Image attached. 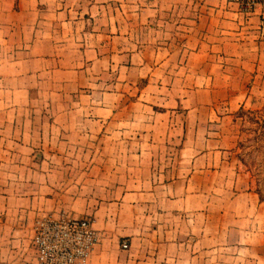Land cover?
Here are the masks:
<instances>
[{
	"label": "crops",
	"instance_id": "obj_1",
	"mask_svg": "<svg viewBox=\"0 0 264 264\" xmlns=\"http://www.w3.org/2000/svg\"><path fill=\"white\" fill-rule=\"evenodd\" d=\"M257 5V15H244L247 23L254 17H258L257 20L263 19L264 0H260ZM235 7L236 5L228 0H0V96L6 98L2 102L27 103L30 88L39 89L43 83L54 89H68L67 93L92 86L93 88L88 89L93 97L91 101L96 103L97 98V102L101 104L95 107L93 118L90 117L96 120L108 114V106L112 112L117 95L113 88L116 89L121 81L133 83L150 73L149 80L154 79L155 83L148 80L142 88H162L165 85L171 88L173 96L169 97V100L175 102L170 103L171 106L178 103H196L194 95L188 94L183 98L181 91L178 92L182 90L183 84L191 89H206L211 84L214 87L220 86L221 89L229 88L225 103L231 106L248 103L255 99L253 94H264V35H228L229 27H236L233 24L235 20L231 18L232 14L235 18L239 13L235 11ZM150 20L158 24L154 34H135L134 23L148 24ZM171 22L178 28L189 30V33L185 31L187 35H178L179 31L175 30L173 35L170 32L164 33V28L159 26H166V23ZM198 28L202 30L199 32ZM183 36L187 37L186 40ZM3 56H10V59L6 61ZM215 56L222 60L226 58L227 64L217 63L220 66L216 67L210 60ZM157 72L173 74L168 75V79L162 74L152 79V75ZM183 72L186 73L185 79ZM103 73L113 74L111 82L106 86L102 83ZM98 88L103 89L97 90ZM34 97L35 102L48 103L52 107L54 104H67L69 100V97L60 98V102L52 97L49 99V95H44L42 89ZM202 102L216 103L217 98L211 97L209 100L200 101ZM132 103L136 104V108L143 104L139 99L128 104ZM57 111L51 114V117L54 114V118H41L43 122L47 120V124L43 126L47 128V134L54 129L60 132L64 129L67 110L59 107ZM174 111L164 119L166 135H180L181 140L184 139L183 143L147 145L145 152L151 155L142 158L141 168L156 167L157 171L151 170L155 178L163 176V179H159L160 182L156 186L151 179L139 180L142 188L148 191L139 188L127 194L146 198L147 202L157 199V203L148 202L145 206L149 216L157 213L164 232L168 233L178 227V231H182L185 226L188 231L196 233L197 236L189 242L176 240L156 243L159 245L160 259L167 260L170 251H174L173 254L177 258L188 257L190 264H213L215 242L209 218H213L215 192L221 190L220 193L225 196H222L223 198H227L226 194L229 195L233 205L228 208L226 204H221L224 211L221 215L232 219L231 222L240 236L245 235L247 230L245 227L239 228L237 221L244 219L246 222L252 215H247L242 210L252 211L249 206L253 196L250 187L245 185L247 181L244 173L239 172L233 160V150H228L231 145L226 143V140L223 141V138L213 136L214 130L219 128L214 121L228 114L217 112L218 114L214 115L210 110L207 115L200 116L190 108L186 114ZM128 112H131L130 109ZM161 115L158 120L164 118ZM86 118L84 115L81 117ZM18 119V113H3L0 118V160L5 157L2 153L7 151L5 147L8 144L11 146L9 151L21 150V142L17 145L15 140H11L17 131H22V124L15 122ZM6 120L14 122L9 124ZM201 120L206 121L208 128L197 126V121ZM183 134L189 138L182 139ZM155 153L159 155L160 160L156 158ZM221 156H226V159L222 160ZM166 160L171 162L169 168H166L163 162ZM229 184L238 191L234 194L227 192L228 189L224 187ZM97 188L100 193L107 190L115 194L116 191L111 187ZM13 189L16 191V187ZM16 196L14 194L13 198L16 199ZM216 197L218 201L220 197ZM113 203H109L106 209L102 206L99 208L104 212L101 217L106 219L105 226H108L114 213ZM152 209L154 211L151 214ZM257 210L253 213L254 220H248L247 223L252 232L258 231L263 222L262 214ZM243 224L246 226V223ZM98 226L101 227L102 223H98ZM19 227L20 224L1 220L0 242L7 234L20 231ZM246 242H253V247L258 244V241H247L243 238L237 247L243 248ZM250 246L249 244L247 247L253 248ZM109 247L114 248V245L98 242L92 251L89 264H96L104 250ZM217 247L220 250L224 248L221 245ZM6 250L7 247L0 244V264H21L19 251L18 255L16 249L10 253ZM35 257L36 249L31 239L30 264H34ZM258 257L259 255L247 259L238 255L239 264H245L247 260L260 264Z\"/></svg>",
	"mask_w": 264,
	"mask_h": 264
},
{
	"label": "rangeland",
	"instance_id": "obj_2",
	"mask_svg": "<svg viewBox=\"0 0 264 264\" xmlns=\"http://www.w3.org/2000/svg\"><path fill=\"white\" fill-rule=\"evenodd\" d=\"M228 1L235 4V11L239 12L235 18L232 14L231 18L235 20L233 24L236 27H229L228 35H264V17L262 20H257L258 17L254 19V17L249 23L244 18V15H257L255 13L259 10L257 3L255 4L256 8L253 6L246 9L241 6L238 0ZM240 1L242 4L245 3V0ZM197 12L200 13V10ZM248 24L249 26H247ZM133 26L135 34L145 35L148 32L154 34L158 24L156 21L152 23L150 20L148 24L134 23ZM159 27L164 28V33L170 32L172 35L174 30L175 32L179 31L178 35L189 33V30L178 28L172 22ZM198 29L199 32L202 30ZM186 38L184 37V40ZM0 52L2 53V51ZM2 58L8 61L10 56ZM210 60L216 67L220 66L218 64H227L226 58L222 60L215 56ZM149 74L133 83L126 80L121 81L116 89L113 88L117 95L112 112L108 106L106 110L108 114L102 118L100 116L96 120L92 119L95 107L101 106V104L97 102V98H95L96 103L91 101L93 97L90 96L88 89L93 88L92 86H85V90L77 89L67 93L68 89H54L50 88L49 84L43 83L39 89L30 88L28 91L29 102L22 104H6L2 102L6 98L0 96V118L3 113L11 115L18 113L20 119L15 122L18 125L22 124V131L20 133L17 131L16 136L11 138L16 141L17 145L21 142V150L9 151L11 146L8 144L5 147L7 151L2 153V156L5 154V157L0 160V221L20 224V231L7 234L0 244L6 246V251L9 253L13 249H16L17 253L19 251L21 264H30L33 221L49 211H64L75 215L89 216L92 219L97 230V238L86 264L90 263L92 251L98 242H104L109 246L114 245V248H106L96 264H190L188 257L177 258L173 254L174 251H170L167 260L160 259V249L156 243L176 240L189 242L197 236L196 233L188 231L185 226L182 231H178L180 230L178 227L168 233L164 232L157 213L154 215V209H152L153 216H149L148 208L145 206V203L148 202L157 203V199L147 202L146 198L127 194L129 191L142 188L143 185L138 183L139 180L151 179L153 185L156 186L163 179V176L155 178L151 170L156 169L157 171L156 167L141 168L143 167L142 158L151 155V153L145 152V147L167 143L182 144L183 138L186 136L183 134V140H181L180 135L175 137L166 135L164 119L174 110L175 113L186 114L189 108L200 116L207 115L210 110L214 115L217 112L222 115L228 114V116L214 121L220 130L216 128L213 136L223 138V141L226 140V143L231 145L228 150H233V160L236 162L239 172L245 175L247 181L245 185L250 187L249 190H251L253 198L249 207L252 211L242 210V212L247 215L252 214L248 220L253 221L255 218L253 213L259 209L257 212L262 214L261 219L263 220L259 230L254 232L250 226H247L248 220L246 222L244 219L237 221L240 224L239 228L245 227L247 230L245 235H242L243 237L240 236L231 222L232 219L229 217V220L228 216L221 215L224 212L221 204H226L228 208L233 205L232 202L230 203L229 195L226 194L227 198H223L224 193H220L221 190L215 192L213 218H209L213 232L212 238L215 242L213 264H239L238 255L247 259L250 257L253 259L259 255L260 264H264V94L255 93L253 94L254 100L238 106L234 104L231 106L225 103L229 88L221 89L222 87H214L211 84L206 89L203 87L191 89L184 87L183 84L182 90L178 89V92L181 91L183 98L188 94L194 95L196 103L191 105L178 103L171 106L170 103H175L172 99L169 100V97L173 96L171 88H167L166 85L162 88L151 86V88H142L148 82ZM159 74L168 79V75L173 73L157 72L152 75V79H156ZM182 75L185 79L186 73L183 72ZM112 76L113 74L103 73V86L111 82ZM149 81L155 83L156 80ZM40 89L44 95H49V99L52 97L57 99L55 101L60 102V98L69 97L70 101L68 100L67 104H54L53 107L48 103L39 104L35 102L34 96ZM99 89L103 88L97 90ZM211 97L217 98V102L200 103V101L209 100ZM138 99L143 102V104H138V108L135 103L128 104L130 101ZM58 106L67 110L64 129L62 132L54 129L47 134V128L43 127L47 124V120L43 122L41 118L45 116L54 118V114L52 117L51 114L53 111L58 112ZM140 106L141 109H139ZM129 109L131 114L128 112ZM100 111L104 110L100 109ZM82 115L87 118L81 119ZM159 115L164 118L158 120ZM6 121L9 124L14 122L13 120ZM40 124L43 125L39 126ZM197 126L208 128L205 120L197 121ZM159 130L161 131L157 132ZM220 133L223 134L219 135ZM186 138L188 139L189 136ZM187 142L188 140L185 143ZM11 143L14 144L13 141ZM154 155L159 159L157 153ZM221 159H226V156H221ZM163 162H165L166 168L170 167L171 162L168 160ZM131 174L132 176H130ZM14 187H16V191L13 189ZM97 187L106 189L111 187L116 191L115 194L107 190L100 193ZM225 188L231 194L238 191L230 184ZM142 189L148 191L145 188ZM14 194L17 195L16 199L13 198ZM216 195L220 197L218 201ZM79 196L82 198L79 199ZM109 203H113L114 213L108 226H105L106 219L101 217L104 212L99 208L102 206L103 209H106L109 207ZM98 223H102V226H98ZM243 223H246V226ZM243 238L247 241H258V244L253 247L251 244L253 242H246V245L239 249L238 242H242ZM123 240L127 242L126 247L122 245ZM249 244L253 248H248ZM219 245L224 246L223 250L217 247ZM128 258H132V260H128ZM245 264H256V261L253 263L252 260H247Z\"/></svg>",
	"mask_w": 264,
	"mask_h": 264
},
{
	"label": "built area",
	"instance_id": "obj_3",
	"mask_svg": "<svg viewBox=\"0 0 264 264\" xmlns=\"http://www.w3.org/2000/svg\"><path fill=\"white\" fill-rule=\"evenodd\" d=\"M238 1L248 9L260 0H245L244 4ZM32 229L31 239L36 249L34 264H86L97 238L89 216L64 211L37 217ZM122 245L126 247L127 242L123 240Z\"/></svg>",
	"mask_w": 264,
	"mask_h": 264
}]
</instances>
